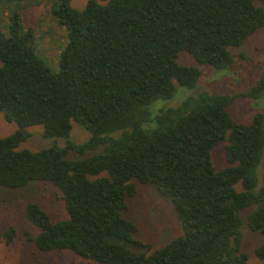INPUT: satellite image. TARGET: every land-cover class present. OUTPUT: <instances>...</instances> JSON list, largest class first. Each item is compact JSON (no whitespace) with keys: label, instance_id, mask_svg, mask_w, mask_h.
I'll return each instance as SVG.
<instances>
[{"label":"trees","instance_id":"16d2710c","mask_svg":"<svg viewBox=\"0 0 264 264\" xmlns=\"http://www.w3.org/2000/svg\"><path fill=\"white\" fill-rule=\"evenodd\" d=\"M71 1L50 4L65 35L53 70L36 51L33 30L23 28L21 0H0V15L7 11L0 112L17 125L0 137V186L50 183L66 213L52 221L27 201L25 216L38 231L26 239L39 251L67 249L95 264H251L242 226L264 235V113L240 123L228 95L167 103L177 85L193 88L201 76L178 62L179 53L227 70L230 48L264 26V0H87L81 9ZM263 91L264 75L249 94ZM74 124L88 132L86 141L69 140ZM33 125L64 145L18 148ZM218 145L226 161L219 169ZM133 179L172 201L183 230L151 252L124 216ZM14 235L11 226L0 234L6 243ZM254 255L264 264V243Z\"/></svg>","mask_w":264,"mask_h":264},{"label":"rangeland","instance_id":"374dc122","mask_svg":"<svg viewBox=\"0 0 264 264\" xmlns=\"http://www.w3.org/2000/svg\"><path fill=\"white\" fill-rule=\"evenodd\" d=\"M53 0H21L22 25L34 32L35 48L43 61L53 70L57 69L60 48L65 42L64 31L50 13ZM87 0H72L71 5L81 9ZM264 7V3L262 4ZM7 11L0 15V27L4 28ZM233 63L227 70H217L208 64H202L187 52H180L178 62L201 70V76L193 88L177 85L173 99L158 100L175 106L191 95L212 94L228 95L232 101L228 111L234 120L240 123L250 122L256 113H264V91L260 96H251V88L264 75V26L250 35L241 45L231 47ZM58 55V56H57ZM1 65V62H0ZM247 93V94H245ZM177 102V103H176ZM176 103V104H173ZM152 117L155 112L150 108ZM154 124L153 122H151ZM17 129L15 122L7 121L0 112V137L7 136ZM30 137L21 142L18 148L38 150L53 144L63 146L64 138H45L42 125H33L28 129ZM89 137L88 132L74 124L69 140L82 143ZM96 153V152H95ZM214 166L219 169L226 164L224 149L218 145L212 152ZM264 169V154L259 166V177ZM136 192L127 196V208L124 216L134 222L137 230L134 237L151 246V251L166 245L181 235L183 230L172 201L161 194L153 183H141L133 179ZM37 202L52 221L66 216L61 194L47 182L32 181L19 188L0 186V234L13 227V240L6 243L0 236V264H95L81 258L67 249L39 251L26 239L25 234L34 235L37 228L26 218L24 206L27 201ZM66 218V217H65ZM264 243V235L242 226L241 249L247 254L249 263L255 264L257 258L254 249Z\"/></svg>","mask_w":264,"mask_h":264}]
</instances>
